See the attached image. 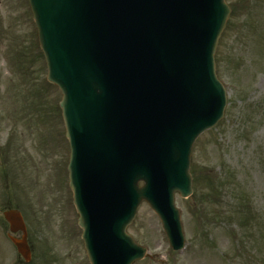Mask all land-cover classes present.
Masks as SVG:
<instances>
[{"label": "water", "instance_id": "95a60500", "mask_svg": "<svg viewBox=\"0 0 264 264\" xmlns=\"http://www.w3.org/2000/svg\"><path fill=\"white\" fill-rule=\"evenodd\" d=\"M30 3L48 79L63 93L71 188L91 264L145 257L126 233L143 201L181 249L175 194L192 195L193 144L226 107L213 58L229 16L225 0ZM5 218L24 233L13 242L29 260L21 215Z\"/></svg>", "mask_w": 264, "mask_h": 264}, {"label": "rangeland", "instance_id": "374dc122", "mask_svg": "<svg viewBox=\"0 0 264 264\" xmlns=\"http://www.w3.org/2000/svg\"><path fill=\"white\" fill-rule=\"evenodd\" d=\"M227 2L232 13L216 59L228 106L224 119L194 145L193 195L176 198L186 248L170 249L159 219L144 204L128 230L149 252L136 264H264V0ZM60 101L47 82L28 1L0 0V121L9 115L17 132L23 121L32 150L8 182L0 168V264H26L2 219L10 207L23 213L29 264H90L69 189ZM237 208L251 212L242 229L231 217Z\"/></svg>", "mask_w": 264, "mask_h": 264}, {"label": "flooded vegetation", "instance_id": "af4514ba", "mask_svg": "<svg viewBox=\"0 0 264 264\" xmlns=\"http://www.w3.org/2000/svg\"><path fill=\"white\" fill-rule=\"evenodd\" d=\"M12 122L0 121V157L5 158L9 163L16 166L26 164L28 156L31 155V147L24 140V137L11 139ZM5 151V152H4Z\"/></svg>", "mask_w": 264, "mask_h": 264}, {"label": "trees", "instance_id": "16d2710c", "mask_svg": "<svg viewBox=\"0 0 264 264\" xmlns=\"http://www.w3.org/2000/svg\"><path fill=\"white\" fill-rule=\"evenodd\" d=\"M246 206H249V203L248 202H242L240 204V207H246ZM250 215H251V212H249V213H246V212L243 213V211H242L241 208H237V211H235L233 213V215H231V217H236L237 218V220L240 223L239 228L242 229V228H245L246 227V224L249 222Z\"/></svg>", "mask_w": 264, "mask_h": 264}]
</instances>
